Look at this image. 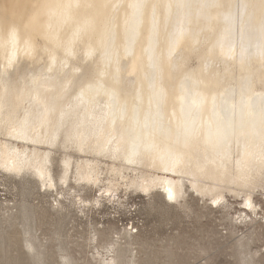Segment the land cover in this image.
<instances>
[{
  "label": "bare ground",
  "instance_id": "obj_1",
  "mask_svg": "<svg viewBox=\"0 0 264 264\" xmlns=\"http://www.w3.org/2000/svg\"><path fill=\"white\" fill-rule=\"evenodd\" d=\"M0 129V170L32 176L56 212L69 193L83 213L158 191L227 215L240 198L226 219L259 225L264 0H0ZM130 230L94 246L96 263L132 264ZM23 234L39 264L40 235Z\"/></svg>",
  "mask_w": 264,
  "mask_h": 264
},
{
  "label": "rangeland",
  "instance_id": "obj_2",
  "mask_svg": "<svg viewBox=\"0 0 264 264\" xmlns=\"http://www.w3.org/2000/svg\"><path fill=\"white\" fill-rule=\"evenodd\" d=\"M69 194L61 200L64 210L56 212L53 197L32 176L20 178L0 170V264H36L24 246L26 224L34 227L44 245L39 264H61L60 254H67L72 264H100L92 258L94 246L114 242L123 227L132 226V264H248L251 254L264 264V211L258 208L260 224L253 227L237 222L236 229L229 221H239L240 198L230 199L233 206L227 215L196 194L181 207L158 191L142 195L131 190L120 192L119 200L88 203L80 213ZM82 194L98 197L95 190ZM262 196L257 201L264 209ZM242 238H248L245 247L238 246Z\"/></svg>",
  "mask_w": 264,
  "mask_h": 264
},
{
  "label": "snow or ice",
  "instance_id": "obj_3",
  "mask_svg": "<svg viewBox=\"0 0 264 264\" xmlns=\"http://www.w3.org/2000/svg\"><path fill=\"white\" fill-rule=\"evenodd\" d=\"M10 36L14 39L15 38V36H16V29L15 28H12L11 30H10ZM4 131V129H0V133H2ZM174 197H173V195H172V193L171 192H169V199H173Z\"/></svg>",
  "mask_w": 264,
  "mask_h": 264
}]
</instances>
